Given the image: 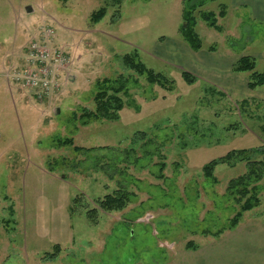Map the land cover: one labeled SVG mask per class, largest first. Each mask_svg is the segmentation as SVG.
Segmentation results:
<instances>
[{"label": "rangeland", "instance_id": "374dc122", "mask_svg": "<svg viewBox=\"0 0 264 264\" xmlns=\"http://www.w3.org/2000/svg\"><path fill=\"white\" fill-rule=\"evenodd\" d=\"M234 1L207 0L194 11L201 52L182 32L186 0H0V264H174L176 251L235 229L262 243L264 177L260 205L229 229L241 203L228 187L248 172V158L236 153L212 177L204 169L233 150L263 157L264 86L231 90L224 83L232 74L177 60L190 48L209 66L211 52H229L252 56L264 71V21ZM103 7L106 16L93 22ZM209 10L219 30L203 19ZM43 26L55 29L50 46L69 58L59 87L40 100L6 73ZM135 51L167 81L127 69L122 57ZM120 74L130 93L118 117L89 118L97 82ZM240 75L249 81V72ZM67 138L73 145H61ZM121 188L132 194L127 205L100 209L98 201Z\"/></svg>", "mask_w": 264, "mask_h": 264}, {"label": "trees", "instance_id": "16d2710c", "mask_svg": "<svg viewBox=\"0 0 264 264\" xmlns=\"http://www.w3.org/2000/svg\"><path fill=\"white\" fill-rule=\"evenodd\" d=\"M207 0H186V8L184 10V18L187 22V26L182 27V32L184 38L190 48L195 51H200L203 49V41L196 30L198 24L197 18L195 17L194 11L203 5H205ZM219 16H226L227 6L221 4V10L219 11ZM107 14L106 7L97 10L93 14V22H97L104 18ZM203 19L208 23L210 27L220 29L218 24L217 13L214 11H203ZM30 44V43H29ZM28 46L25 48L27 50ZM25 50V51H26ZM122 64L135 73H138L141 76H145L150 83H159L167 81V77L163 73L156 72L154 69L148 68L147 65L141 61L137 51L125 54L122 57ZM257 61L252 56L246 55L240 57L233 65V71L236 73H250L248 86L251 89H258L261 86H264V71H257ZM183 77L190 83H192L196 78L190 72H182ZM12 81V80H8ZM15 82V81H13ZM16 83V82H15ZM162 85V84H161ZM98 90L95 94L94 101L96 108L93 111L84 110L89 118L102 119L110 118L116 119L118 117L119 111L124 108L125 100L123 95H128L130 93L129 88V78L120 74L116 78H104L97 82ZM86 109V108H85ZM139 135L143 137H148V133L145 131H139ZM153 138L150 139L152 141ZM136 140V139H135ZM73 139L62 140L61 145H73ZM75 150H82L80 146H75ZM255 151V150H254ZM257 151V150H256ZM241 158H248L249 170L244 175L232 180L228 187L230 194L237 195V202L240 204V210L237 214L233 216L230 220L228 226L229 229H235L237 225L242 220L243 212L253 209L260 205V186H257V183L260 182L264 177V151L261 153L263 157L260 159L252 158L253 151L243 149L241 151L233 150L225 157H222L220 160H214L208 163L205 166V175L207 177H212L215 166L221 162L232 161L236 155L239 153ZM240 159V158H239ZM131 192L129 190L118 189L112 194L106 195L103 199H100L99 206L102 210L112 211L123 209L127 203L130 201ZM97 209L91 211L97 215ZM223 231H218L215 236H220ZM188 248H196L193 243H190ZM60 246H57V251ZM55 255L54 253L52 254Z\"/></svg>", "mask_w": 264, "mask_h": 264}, {"label": "crops", "instance_id": "0c3cea01", "mask_svg": "<svg viewBox=\"0 0 264 264\" xmlns=\"http://www.w3.org/2000/svg\"><path fill=\"white\" fill-rule=\"evenodd\" d=\"M252 1L254 3H248L246 0H235V5L233 6H239L240 8V6L248 7V5H251L254 18L264 21V0ZM174 48L179 51L176 46ZM185 53L187 55L184 57L183 54ZM185 53L180 52V58L177 56L179 62L182 61L185 64L191 63L192 66L195 64L194 66L197 67L195 69H199L200 71L205 69L206 72L212 71V74H220V76L232 74L228 81L224 83L229 89L233 90L239 84H242L245 88L248 85L246 78L240 75L245 73H236L232 70L234 63L237 61L233 54L221 51L211 52L212 55L207 56V61H210L208 66L204 65V59L197 55L198 53L196 54L198 60L193 57L194 54L191 56L190 48ZM189 60L192 61L189 62ZM199 70L198 72L193 71L199 74ZM224 85H221V87L225 89ZM252 234V230L242 231L235 229L225 232L220 238L208 240L199 247L180 249L175 252L174 264H264V240H261L263 244L255 241L256 245L254 239L251 238Z\"/></svg>", "mask_w": 264, "mask_h": 264}, {"label": "built area", "instance_id": "2783aa9c", "mask_svg": "<svg viewBox=\"0 0 264 264\" xmlns=\"http://www.w3.org/2000/svg\"><path fill=\"white\" fill-rule=\"evenodd\" d=\"M55 29L43 26L39 39L30 42L21 65L13 66L6 76L23 87L29 88L42 100L59 87L63 66L69 55L50 46Z\"/></svg>", "mask_w": 264, "mask_h": 264}, {"label": "water", "instance_id": "95a60500", "mask_svg": "<svg viewBox=\"0 0 264 264\" xmlns=\"http://www.w3.org/2000/svg\"><path fill=\"white\" fill-rule=\"evenodd\" d=\"M186 25V24H185Z\"/></svg>", "mask_w": 264, "mask_h": 264}]
</instances>
